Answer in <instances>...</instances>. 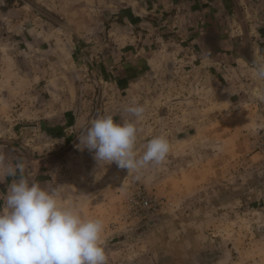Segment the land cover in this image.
Returning a JSON list of instances; mask_svg holds the SVG:
<instances>
[{
	"label": "rangeland",
	"instance_id": "1",
	"mask_svg": "<svg viewBox=\"0 0 264 264\" xmlns=\"http://www.w3.org/2000/svg\"><path fill=\"white\" fill-rule=\"evenodd\" d=\"M33 1L64 27L29 7L17 12V2L7 3V9L15 18L28 19L24 21L33 32L44 25L47 33L60 37L55 43L61 50L56 63L68 66L72 74L76 71L78 83L90 82L93 89L86 117L68 139L63 136L58 147L52 145L57 142L53 138L35 135L31 128L17 134L23 120H0V140L15 146L13 151L20 158L25 156L17 150L24 141L30 159L28 177L38 182L46 177L50 183L45 187L55 188L51 173L55 162L42 165L41 171L32 162L58 153L81 135L95 112L99 80L103 81L99 115L104 91L106 96L123 95L117 89L112 93L105 88L103 53L107 45L117 52L120 27L134 30L136 19H143L136 28L142 32L138 44L141 48L148 39L149 49L142 47L143 55L159 68L148 73L142 89L135 87L132 92L141 91L140 105L146 108L137 124L136 150L141 155L151 138L164 135L170 142L167 159L160 165L128 172L115 162H99L94 150L79 144L57 168L61 170V192H69V185L64 183L70 176L79 186L77 202L81 209L92 196L91 214L84 215L103 222L108 264H264V98L257 95L258 91L264 95V80L256 78L243 55L247 42L252 59L264 62L263 0H237L244 21L229 0L225 3L233 15L227 14L222 28L228 37L227 47L240 52L238 64L203 54L193 36L183 50L173 46L177 50L170 53L166 35L161 32L167 29L163 6L168 4L169 13V0ZM134 5L139 9L136 12ZM232 35L235 42L230 41ZM162 44L164 54L168 51L169 55H152ZM78 104L85 111L83 103ZM131 105L134 103H114V119L135 120L125 110ZM119 112H124L122 117L116 116ZM76 161L82 166L73 167ZM85 162L95 163L87 174ZM65 196L63 203L67 205L69 198ZM144 197L155 204L145 213L138 206Z\"/></svg>",
	"mask_w": 264,
	"mask_h": 264
},
{
	"label": "crops",
	"instance_id": "2",
	"mask_svg": "<svg viewBox=\"0 0 264 264\" xmlns=\"http://www.w3.org/2000/svg\"><path fill=\"white\" fill-rule=\"evenodd\" d=\"M30 1L36 4L33 0ZM16 2L19 3L16 9L17 12H21L24 7H27L21 0H13V2L12 0H0V120H23L22 129L21 131L17 130V134L24 133V130L28 132V129L31 128L35 135L53 138L54 141H57L54 142L55 145L52 144L55 148L62 143L63 136L65 140L68 139V136H71L74 129L77 128L80 120H84V117H86L89 109L88 105L91 103L92 84L90 82L78 83L75 76L76 71L72 74L68 66L65 67L56 63V54L59 55L61 50L59 47L55 48V43L61 41L60 37L50 31L47 33L44 25L39 26L35 33L30 28L28 29V24L24 21L28 22V19L22 20V18L12 16L13 11L7 9V3L16 4ZM226 2L228 1L169 0V13L167 11L168 4L166 3L163 6V14H165L163 15L165 16L163 17V24L167 29L163 30L160 25L159 29H162V34L166 35L165 41L169 46L170 53L173 50L176 51L178 46H181V50H183L189 43L190 37L193 36L203 54L207 52L220 62L232 63L234 61L237 64L240 63L238 59L240 52L237 54L232 47L231 49L227 47L228 37L225 36L226 33L224 32L226 31L222 28L227 14H229V17L233 15V12L229 13L227 10ZM229 2L235 14L240 17L241 21H244L237 0H229ZM262 4V10L264 11V0ZM133 7L134 12L139 10L135 5ZM126 21L127 19L124 17V25H126ZM143 22V19H136L133 25L134 30L129 29V26L118 29L116 36V41L119 43L116 49L117 52L114 48L109 49L108 45L107 48L105 47L106 50L103 53L105 54L103 68L106 71V76L103 78L105 88L108 87V90H111L112 93L116 89V91H122L124 96H120V94L106 96V91H104L102 115L110 114L114 117L115 114L111 112L114 103L119 105L142 104L143 95H141V91L135 90L132 93L133 89L135 87L142 89L144 79L148 73L159 68L157 64L152 63V61L149 62L143 55L147 48L148 39L144 41L143 44L145 45L139 47L138 43L142 39V32L136 28L141 26ZM129 24L132 23L129 22ZM150 24L152 25L153 22ZM233 37L235 35H232L230 41L235 42L236 38L233 39ZM158 39H160V36L155 38L156 41ZM109 40H111V37H109ZM157 42L156 44H158ZM163 46L162 44L159 46L160 49L153 50L152 55L156 57L169 55L168 51L164 54ZM173 46H176V48H173ZM150 50L152 51L151 48ZM79 92H81L82 97L77 99L79 98ZM125 93H129L128 96ZM78 102L83 103L85 111L78 107ZM123 113L119 112L116 116L120 115L122 117ZM26 135H30V133ZM23 142L22 139V144H19L20 149L17 151L25 157L20 158L13 151V149H16L15 146L0 140V154L6 157L7 163L23 162L26 168L29 167V153L23 146ZM38 160L35 159L32 162L33 166L37 165ZM61 165V161L55 162L52 171L50 170L54 175V189L63 184L60 175L61 170L57 169ZM80 166L82 164L79 161H76L73 165L76 168ZM70 167L72 168L71 164H69ZM83 167L86 169L87 174L92 167L95 168V163L85 162ZM41 170L42 165H39L38 171ZM28 172L26 170L27 175H29ZM43 175L45 176V172ZM12 180V177L4 179V176L0 174V193L7 192ZM39 182L42 186L50 183L46 181V177H42ZM64 184H68L70 190L64 194L61 192L62 187L59 188L62 198L67 195L69 204L78 203L77 188L79 186H77V182L69 176L68 181ZM91 197L86 198V207L84 209L80 208L87 215L91 214L89 211L93 201Z\"/></svg>",
	"mask_w": 264,
	"mask_h": 264
},
{
	"label": "clouds",
	"instance_id": "3",
	"mask_svg": "<svg viewBox=\"0 0 264 264\" xmlns=\"http://www.w3.org/2000/svg\"><path fill=\"white\" fill-rule=\"evenodd\" d=\"M253 70L264 80V62L254 63ZM257 95L264 98L259 91ZM125 110L135 120L98 115L78 136L80 145L94 150L99 162H115L128 172L162 164L170 152L167 137L151 138L138 155L137 124L146 108L134 104ZM0 174L13 178L7 192L0 193V264H108L103 222L85 216L78 203L64 204L63 186H42L28 177L23 162L9 164L3 154Z\"/></svg>",
	"mask_w": 264,
	"mask_h": 264
},
{
	"label": "water",
	"instance_id": "4",
	"mask_svg": "<svg viewBox=\"0 0 264 264\" xmlns=\"http://www.w3.org/2000/svg\"><path fill=\"white\" fill-rule=\"evenodd\" d=\"M22 3H24L27 7H29L30 9L34 10L35 12H37L38 14L42 15L43 17L47 18L48 20L52 21L53 23L62 26V23L56 19L54 16H52L51 14L47 13L46 11H44L43 9H41L39 6H37L36 4L32 3L30 0H21ZM244 58L246 59V61L251 65L254 66V63H256L251 56L250 53V47H249V43L246 42L245 45V50H244ZM103 81L99 80V87H98V95H97V101H96V106H95V112L94 115L92 117L91 120H93L94 118H96L99 113H100V107H101V101H102V88H103ZM91 122V121H90ZM90 124V123H89ZM80 144V141L78 138H76L73 142H71L66 148H64L63 150L59 151L56 154L47 156V157H43L40 158L37 161L38 165H48L52 162H58L61 161L62 158L69 152H71L73 149H75L78 145Z\"/></svg>",
	"mask_w": 264,
	"mask_h": 264
},
{
	"label": "built area",
	"instance_id": "5",
	"mask_svg": "<svg viewBox=\"0 0 264 264\" xmlns=\"http://www.w3.org/2000/svg\"><path fill=\"white\" fill-rule=\"evenodd\" d=\"M138 206L143 211V213H145V211H149L151 209H154L155 204H153L150 199H147L144 197V198L140 199Z\"/></svg>",
	"mask_w": 264,
	"mask_h": 264
},
{
	"label": "flooded vegetation",
	"instance_id": "6",
	"mask_svg": "<svg viewBox=\"0 0 264 264\" xmlns=\"http://www.w3.org/2000/svg\"><path fill=\"white\" fill-rule=\"evenodd\" d=\"M207 41H208V40H207ZM210 42H211V41H210ZM210 42H209V43H210Z\"/></svg>",
	"mask_w": 264,
	"mask_h": 264
}]
</instances>
